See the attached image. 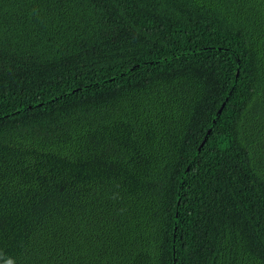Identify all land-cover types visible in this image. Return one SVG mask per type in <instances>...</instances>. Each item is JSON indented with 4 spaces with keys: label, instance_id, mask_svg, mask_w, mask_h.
<instances>
[{
    "label": "trees",
    "instance_id": "obj_1",
    "mask_svg": "<svg viewBox=\"0 0 264 264\" xmlns=\"http://www.w3.org/2000/svg\"><path fill=\"white\" fill-rule=\"evenodd\" d=\"M0 264H264V0H0Z\"/></svg>",
    "mask_w": 264,
    "mask_h": 264
},
{
    "label": "water",
    "instance_id": "obj_2",
    "mask_svg": "<svg viewBox=\"0 0 264 264\" xmlns=\"http://www.w3.org/2000/svg\"><path fill=\"white\" fill-rule=\"evenodd\" d=\"M234 82H235V80H234ZM223 106H224V103H222L220 109L216 112V116H215V118L213 119V122L215 121L216 117L219 115V113H220V111H221V109H222Z\"/></svg>",
    "mask_w": 264,
    "mask_h": 264
}]
</instances>
